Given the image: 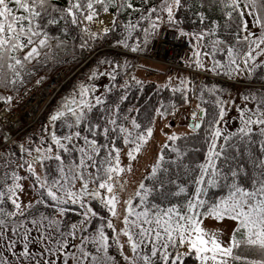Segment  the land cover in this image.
<instances>
[{
	"label": "snow or ice",
	"instance_id": "snow-or-ice-1",
	"mask_svg": "<svg viewBox=\"0 0 264 264\" xmlns=\"http://www.w3.org/2000/svg\"><path fill=\"white\" fill-rule=\"evenodd\" d=\"M186 19L198 27L189 31ZM162 27L187 38L188 67L229 78L264 68V0H0V87L18 94L39 68L59 62L69 36L73 52L77 39L81 52L93 51L120 29L113 46L140 52ZM128 67L127 60L99 59L38 135L12 141L16 151L0 148V264H116L112 247L123 264H264V87L242 95L233 130L225 116L234 100L222 99L215 85L197 87L183 76L173 84L169 76L163 87L184 104L190 96L199 101L188 124L196 143H186L189 133L161 130L166 139L151 170L130 188L127 174L153 139L157 117L179 108L161 101L141 122L139 107H123L132 82L140 90L144 83ZM205 92L216 97L211 113ZM202 150V160L189 158ZM225 219L233 224L227 240L205 227Z\"/></svg>",
	"mask_w": 264,
	"mask_h": 264
},
{
	"label": "trees",
	"instance_id": "trees-1",
	"mask_svg": "<svg viewBox=\"0 0 264 264\" xmlns=\"http://www.w3.org/2000/svg\"><path fill=\"white\" fill-rule=\"evenodd\" d=\"M53 2L58 4V5H61V6L65 4V0H53ZM194 2H196V0H194ZM137 15L138 14H135V13L133 14V20H135V17ZM181 15L186 16V17H190L191 19L195 18V17L191 16V13L185 14L182 12ZM212 18L216 19L217 17L214 14H212ZM144 26L146 27L147 25L145 24ZM185 27H186V29L191 31L193 28H196L198 26L191 24L190 21L186 19ZM220 31H221V34L225 33V30L223 28H221ZM255 31H259V30L256 29ZM119 32H120V29H117L115 36H118ZM73 35H75V33H73ZM140 35L142 38V33H140ZM115 36L110 34L107 39L97 41L95 49H99L98 52L95 53L92 57H90L86 61V63L84 65H82V67L83 66L84 67L85 66H87V67L95 66L96 62L99 59H103V58H108V59H111L114 61H119L121 63H123L124 60H127L130 67H128L126 69V71L130 74V70L132 68V65L134 64V62H133L134 57L130 53L132 51L130 49H124L123 47H120V46H113V41L115 39ZM133 42H135V34L133 36V39L129 41V44H132ZM151 42L147 45L146 49L144 51H140V53L147 52L149 50V48L151 47ZM79 44H80V40L77 39L75 41V49L76 50H75V52H73L72 51V37L69 36L68 37V50L66 52L65 51L59 52V54H58L59 62L54 63L48 67L39 68L36 76H34L29 83H31L33 80H35L37 77H39L41 75H48V76L52 75L59 68H64L66 71L71 72L75 68H77L79 65H81L90 55H92V53L94 52L95 49L93 51H88L87 49H85L83 52H81V50L79 49ZM141 47H144V46L141 45ZM104 66H106V65H101V67H104ZM123 71L124 70H122L121 76L118 77V80L120 83H123V80L125 78L123 75ZM189 77H191L195 81V84L197 85V87H199L202 83L208 84L210 86L211 85L217 86V88L220 89L219 94L222 97V99H224V100H226L228 93L231 92L233 86L235 85V82L233 80H242V81L246 82L244 85H241V87H240L239 94H240L241 98H242V95L247 94L249 90L260 89L261 87H264V84L261 83V81H264V68L257 69L252 78H249L246 76H241L239 78H229L223 74H220V75L214 74L213 76L206 75L204 77H200L199 75L194 74V73H190ZM74 78L69 80V82L65 85V87L62 89L63 92H67L70 89V87L73 86ZM140 80H142L144 82L143 83V89L140 90V88L138 86H136L134 84V82H132V87L129 90L128 100L125 101L123 107L127 108L129 105L139 107L141 109L140 114H139V119L141 120V122H143V123L148 122V118L153 114V110L160 105L161 101H163L164 104L167 106L170 101L174 100L176 102V104L178 105V108H179L177 113L181 112V109L185 104L183 103V100L180 98L179 93L174 95L170 88H165V87H163L164 84H160L156 81H150L147 79L146 80L140 79ZM29 83H27V84H29ZM27 84H25V85H27ZM23 87H19L18 94H17V91H15L11 88L0 87V96H3L6 93H8L13 98H16L19 95V93ZM191 98H193V97L190 96V99ZM215 98H216L215 96L208 95V93L205 92V103L203 106L205 108H207L210 113L212 111L216 110V105L214 104ZM196 101L199 103V101L197 99H196ZM48 112L42 117V119L40 120V124L44 123L45 118L48 115ZM133 114H135V113H133ZM169 116L171 117L172 115H169ZM42 127H44V126L42 125ZM42 127L40 128V131H41ZM33 129L34 128L32 126L27 131L26 136L37 135L34 132L32 133ZM187 133H189L190 138L186 141V143L189 146H191L194 143H196V136H195V134L191 133L190 131ZM200 135H203V129H201ZM177 143L180 144L181 147H183L185 141L181 140V141H178ZM197 146H200V145L197 144ZM10 148L13 151L17 150L15 144H12ZM203 156H204V152L202 150L200 153H190L189 158L190 159L198 158V159L202 160ZM167 158L168 157H167V153H166V159ZM95 206L99 207V205H95ZM69 218L75 219L76 218L75 213L69 212ZM110 254L116 258V264H123V260L119 256L115 247H112L110 249ZM238 254L248 255L251 258H258V257H255L254 254L249 250H240L238 252Z\"/></svg>",
	"mask_w": 264,
	"mask_h": 264
},
{
	"label": "rangeland",
	"instance_id": "rangeland-1",
	"mask_svg": "<svg viewBox=\"0 0 264 264\" xmlns=\"http://www.w3.org/2000/svg\"><path fill=\"white\" fill-rule=\"evenodd\" d=\"M250 19V18H249ZM256 29H254L255 31ZM154 41L151 42V45H153ZM150 49V48H149ZM99 49H95L92 55H90L81 65H79L77 68H75L73 71L68 72L64 68H59L56 71L63 70L66 71L67 73H73L72 77L69 79L71 80L74 78L73 86L70 87V89L67 92H63L62 89L65 87V85L60 89L56 97L52 100L51 102V108L49 107L48 109V115L45 118L44 123L34 125L32 133L34 132L35 134L40 133V128L43 126L48 125V117L52 113V111L57 107L58 103L60 102L61 98L69 94L72 89L77 85L79 81L85 80L87 76L89 75L90 71L92 70L93 67L95 66H83L86 61L92 57L95 53L98 52ZM148 52V51H147ZM147 52L145 53H140V52H130L134 59L133 62L134 64L132 65V68L130 70V75H135L137 79H144V80H150V81H156L160 84H165L167 81L168 77L171 76L172 83H178L177 77L183 76V77H189L190 73H194L199 75L200 77H204L206 75H211L213 76L214 74L211 72H204L197 70V72H190V71H180L175 68H171L168 66H164L161 64H156L148 60L146 57H144ZM208 63L209 61L206 59L205 61ZM104 67H107L104 66ZM101 67V68H104ZM196 70V69H195ZM55 71V72H56ZM54 72V73H55ZM235 82V85L233 86L231 92L228 93L226 97V101H235V104L229 103L226 105V116L225 120L227 121V126L231 129H235L238 124V112L236 106L239 105L240 107H243L244 104L246 103L240 96V87L241 85H244L246 82L242 80H233ZM69 82V81H68ZM98 84L101 86L108 83V78L107 77H99L96 81ZM103 91V87L100 89ZM62 91V92H61ZM61 93V94H60ZM54 102V103H53ZM198 102L196 99L193 97L190 99L189 104H185L180 113H177L175 116H168L164 119H161L157 117L156 122H155V130H154V137L150 141L149 145L147 146L146 151H144L142 154L138 155V160L133 162V171L132 173L127 174V178L129 181V187H133V181H140L143 179V177L151 170V164L155 161V158L159 152L160 145L163 143V141L166 139V137L162 134L163 130L164 132H176V133H187L189 132L188 124H189V118H190V112L192 109L195 108L196 104ZM53 104V105H52ZM249 107H253L251 103L248 104ZM46 113V112H45ZM44 113V115H45ZM43 115V116H44ZM42 116V117H43ZM41 117V118H42ZM169 123L171 126L169 127ZM126 151V149H125ZM124 163H127L126 157L123 158ZM32 198V194L29 193L28 195L25 196V200ZM117 224L119 226V221H117ZM232 222L228 219H225L222 222H213L212 220H208L205 223V227L209 229H221L223 231V239L227 240L230 236L231 229H232ZM130 254V253H129Z\"/></svg>",
	"mask_w": 264,
	"mask_h": 264
},
{
	"label": "built area",
	"instance_id": "built-area-1",
	"mask_svg": "<svg viewBox=\"0 0 264 264\" xmlns=\"http://www.w3.org/2000/svg\"><path fill=\"white\" fill-rule=\"evenodd\" d=\"M190 56L191 48L187 38H180L173 29L162 27L144 57L153 63L180 71L197 72L186 64ZM72 75L73 73L59 70L52 76H41L44 77L42 83L36 84L33 81L22 88L19 102L0 100V148H10L12 141L24 138L26 131L40 121L52 100ZM5 135H10L11 140L5 142Z\"/></svg>",
	"mask_w": 264,
	"mask_h": 264
},
{
	"label": "water",
	"instance_id": "water-1",
	"mask_svg": "<svg viewBox=\"0 0 264 264\" xmlns=\"http://www.w3.org/2000/svg\"><path fill=\"white\" fill-rule=\"evenodd\" d=\"M191 115V114H190ZM192 122V120H191V116H190V123Z\"/></svg>",
	"mask_w": 264,
	"mask_h": 264
}]
</instances>
